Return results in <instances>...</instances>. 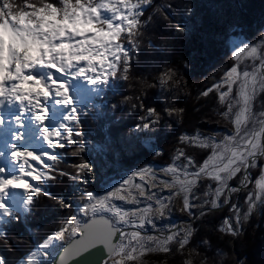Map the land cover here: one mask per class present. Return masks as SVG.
<instances>
[{"label": "trees", "instance_id": "trees-1", "mask_svg": "<svg viewBox=\"0 0 264 264\" xmlns=\"http://www.w3.org/2000/svg\"><path fill=\"white\" fill-rule=\"evenodd\" d=\"M49 2L60 6L59 0ZM141 8L136 17L140 24L135 34L129 37L124 33L120 38L127 47L130 79L124 80L125 73L118 72L98 100L81 108V123L72 127L84 135L76 137L75 144L61 141L64 147L55 150L60 155L59 162L53 165L56 178L43 182L51 196L35 197L29 211L17 212L1 225L0 257L6 264L25 260L49 235L65 226L66 220L75 215L73 205L85 204L87 192L102 193L115 181L148 165H168L177 153L184 160L191 157L196 171L209 157L212 147L199 146L185 137L222 139L234 132V122L228 114L230 103L235 102L231 97L221 100L222 92L216 84L233 67L237 66L241 73L249 68L234 58L232 41L262 43L264 49V0H153ZM169 69L177 72L175 79L181 81L178 88L159 82L160 76ZM135 77L155 85L146 89L139 99H136L139 87L129 88V84H136ZM205 92L208 95H203ZM126 95H133V101L121 103ZM230 95L234 100L238 98L237 86ZM132 103L136 104L135 108ZM173 104L185 109L179 120L164 114L165 107ZM149 109H155L162 119L157 122ZM263 109L262 87L254 100L253 111L258 113ZM259 121L257 130L261 132L264 120L259 117ZM253 123L252 118L249 124ZM146 138L154 140L153 149L145 146ZM81 162L92 165L86 174L78 171L77 165ZM262 164L264 155L257 160V165ZM254 166L250 173L256 179L260 170ZM62 171L68 175H61ZM240 179L238 176L232 182ZM210 184L215 185L214 180L206 177L193 188L191 211L185 209L181 194L172 193L163 214H155L152 230L170 228L179 219L189 220L202 209L216 208L212 207L213 197L208 194ZM226 200L223 196L219 203L224 204ZM244 200L239 201L238 212L228 206L206 210L192 222H183L177 232L180 236L169 246L174 250L187 231L190 247L213 259L228 251L236 262L264 264V203L248 211L249 205ZM91 216L87 214L81 221ZM227 218L239 235L233 236L232 231L224 228ZM161 259L152 255L146 260L149 264H159ZM177 259L169 262L176 264Z\"/></svg>", "mask_w": 264, "mask_h": 264}, {"label": "snow or ice", "instance_id": "snow-or-ice-1", "mask_svg": "<svg viewBox=\"0 0 264 264\" xmlns=\"http://www.w3.org/2000/svg\"><path fill=\"white\" fill-rule=\"evenodd\" d=\"M63 2L67 4L68 0H63ZM152 2L153 0H137L136 3H132L131 0H116L113 3L112 0H105L103 4L95 9L97 13L95 18H99L101 9H103L110 11L121 23L114 24L111 18L103 19L101 23L107 27L96 29L95 34L91 30H88L83 34L78 32L75 38L69 35L67 45H65V39L60 38L52 44L53 52L51 56H48L45 52L44 55L36 58V60H29L26 64L22 62V66L19 68H16L15 64L10 62L7 72H14L15 74L5 75L3 78H0V125L5 124V116L2 114L5 103L7 102L10 105L18 103L20 114L14 116L15 125L18 126L15 132L17 143L11 144L10 147L12 150L11 157L14 161L18 162L19 166L11 174H9L7 168L0 167V210H2L4 215L9 217L14 215L8 203L10 199L16 196L12 189L20 188L30 193L21 201V212L29 211L35 197L40 195L51 196L44 187L43 182L56 178L53 174L55 171L53 165L59 162L60 155L59 153H54L52 150L64 147V144L61 143L62 140L75 144L77 143L76 137L84 135L83 132L76 131L72 127V125H79L81 123V113L76 104V95H74L72 90L73 82L82 79L88 85L95 88L98 85L109 84L111 78L116 77L118 72H129L128 52L125 51L126 46L119 42L120 37L124 33H127L129 37L133 36L140 24L139 19L136 18L140 13L131 10L140 9L142 6L150 5ZM121 5L123 8L129 10L127 15L121 12V8L119 7ZM25 9L26 11L20 13V15L31 16L34 12L48 9L59 10L56 4L53 3H49L44 8H38L31 3H26ZM118 13L119 15H117ZM16 19L17 16L13 14L11 21H15ZM0 22L10 23L8 17H4L3 21ZM65 46L75 49V54L60 51ZM237 47L238 50L235 51L237 60L242 55H247L253 59L259 56L261 67L264 68V50L249 44ZM22 57V53H18L14 49L10 51V60L14 61ZM82 62L86 66H82ZM97 66L101 68L99 73L97 72ZM37 68L48 69V71L46 74H36L35 70ZM89 72L92 74L89 75ZM243 75L245 79L249 77L247 71ZM237 76L238 69L233 67L227 73L228 79L226 82L229 84L233 83L234 78ZM252 80L255 83L254 75ZM25 81L30 82V85H39V87L23 89L21 85ZM254 91L253 89L252 94H250L246 84L241 87L240 97L243 107L235 116L237 130L249 119L247 115L249 111L248 105L252 99V95H254ZM230 92L231 89H229V92L222 93L220 99H225ZM203 95H208V92L203 93ZM54 106L70 109V112L68 115H62L59 120L52 122V115L50 114L53 112ZM97 107H101V105L98 104ZM155 112V109H149L150 115H155ZM25 114L30 116L32 122L39 125V137L46 142L47 150L38 152L32 150L30 145L21 143L25 141L27 135L25 131H20L21 128H26ZM144 127H148V125L145 124ZM262 134H264V129H261L260 133L253 134V139L246 140L243 152L238 150L231 151V158L228 159L227 163H223L221 157L214 154L213 157L204 162L198 172L189 173L185 170L183 178L178 175L175 165L164 168L162 171L165 174H170L172 179L171 181L161 180L160 183L167 188H176L175 195L177 196L184 193V207L190 210L192 204L188 193L191 192L199 177L206 175L219 182L220 186L216 189V197L219 198L224 194V189L228 188L227 181L236 176L241 171L242 166L248 163V157H254L257 151H264V146L259 143V137ZM3 156L4 152L0 151V157ZM216 161H220L223 166H219ZM77 168L79 173L86 174L92 168V165L88 162H81L77 165ZM60 174L68 175L67 172L63 171ZM137 177L140 181L147 179L149 183H153L156 179L151 167L142 168L139 171L133 172L127 179H124L120 187L108 190L105 195L87 192L88 203L81 206L80 211L84 214L91 212L93 216L110 213L121 222H127L129 215H138L141 221L140 226L142 227L143 222L154 211L151 204L146 208L137 209L135 212L129 213L128 211H124L122 207L112 203L113 200L138 202L136 197L131 195L133 188L138 190L140 196H145V185L143 183H136L135 179ZM258 185L264 191V177H261ZM231 190L235 191V189ZM147 199L151 200L152 196H148ZM156 203L159 207L155 211L162 215L167 205L159 199L156 200ZM218 206L216 201L212 202V207ZM253 207L255 205L250 204L248 211H251ZM237 219L239 220V218ZM0 223H2V217H0ZM102 224V227L98 226L96 220H93L91 223L82 224L76 216H72L66 220L65 226H61L53 235H49L40 247L47 249L52 245L53 241L65 240L67 234L69 243L62 249V255H59L58 258H52L51 264H90L88 257L95 249H98L97 245L103 246L109 253L112 251H123L125 247V244L122 242L124 233H120L119 238H117L119 229L114 226L111 220L103 219ZM227 230L234 232V226L230 221L227 225ZM189 235L190 232L186 231L184 236L180 238V242L186 243ZM179 236V233L174 232L163 239L148 236L147 240L153 241L162 250H167L171 242ZM133 239L142 241L143 238L139 231L131 233V239L127 246L134 254L137 249L131 247V240ZM140 247L144 249L145 245L141 243ZM37 254L32 253L26 261L21 260V264H35L34 257ZM43 255L48 256L49 253L44 252ZM0 264H6L5 259L2 257H0Z\"/></svg>", "mask_w": 264, "mask_h": 264}, {"label": "rangeland", "instance_id": "rangeland-1", "mask_svg": "<svg viewBox=\"0 0 264 264\" xmlns=\"http://www.w3.org/2000/svg\"><path fill=\"white\" fill-rule=\"evenodd\" d=\"M137 1V0H136ZM96 2H98V0H96ZM113 3L116 2V0H112ZM136 3V2H135ZM121 8V12L124 15L128 14V9L123 8V6H119ZM142 10V8L140 9H134L131 10L133 12H138L140 13V11ZM119 15V13L117 14ZM107 18H111L113 19V23L114 24H119L121 23V21L117 18H115L113 16V14L110 11L107 10H101V19H107ZM131 18V17H129ZM126 23V22H125ZM121 38V37H120ZM121 41V39H120ZM119 41V42H120ZM121 43V42H120ZM244 44H249L246 42H242L238 39H235L234 41H232L231 43V47H232V53L234 58L235 57V51L238 50L237 46L243 47ZM252 45V44H249ZM257 46L259 49L264 50L263 48H261V45H254ZM10 51L11 46H9ZM125 51H127V47H125ZM23 54V53H22ZM239 61H243L246 66H249V68H247L246 70H244L242 73L239 71L238 67L236 66V68L238 69V76L236 78H234V82L229 84L227 83V75L224 77V79H222L219 83L216 84V87L218 88V90H220V92L225 93V92H229V89H231V91L234 89V87L237 86L238 88V98L236 100H234V98L230 95V94L226 97H231V101H234L235 104L230 103L229 108V116L232 117V120L234 122V132L232 133H227L222 139L216 137V136H209V137H203L200 135H195L193 137H187V141L191 140L193 143L202 146V147H212V152L209 155V157L205 160H209V158L213 157V155H217L221 157V160L223 161V163H227L228 159L231 158V151L233 150H238L243 152L245 150V144H246V140H250L253 139V134L255 133H260V131L257 130V124L260 123L259 121V117L261 118V120H264V109L261 110L258 113H255L253 111V104H254V100L258 95V92L262 89V87L264 88V79L262 77L261 74V60L259 58V56H257L255 59H253L252 57H249L247 55H242L239 59ZM14 63V62H13ZM22 66V65H21ZM101 71L100 67H97V72L99 73ZM247 71L249 73V77L247 79H245L243 73ZM89 75H91L92 73H88ZM253 75L255 76V83H253L252 77ZM112 79V78H111ZM111 82V81H110ZM28 84H30V82H27ZM247 85L248 91L250 94H252V90L254 89V95H252V99L248 105L249 111L247 113L249 119L242 124L241 128L239 130H237L236 124H235V116L236 114L240 111V109L243 107V103L240 97V91H241V87L242 85ZM108 85V84H107ZM107 85H98L95 86V88L91 85L85 84V86H82L81 90H77L73 87V93L74 95H76V104L78 107V110L80 111L81 108H87L88 106L91 105V102L94 100H98V98H100V95H98L101 90L105 89L107 87ZM77 86V85H76ZM88 87V93L84 92L85 89H87ZM104 87V88H103ZM92 89V90H91ZM91 90V92H89ZM87 93L85 94L83 97H80V95H82V93ZM77 94H79L77 96ZM94 98V99H93ZM225 98V99H226ZM70 112V109H63L59 111V114H63V115H68V113ZM53 114V113H52ZM254 119V123L253 125H250V121L251 119ZM10 121H8L9 123ZM264 128V127H263ZM39 129V128H37ZM26 128H23V131H25L26 133H28L26 131ZM10 132H12L11 129H9ZM29 134V133H28ZM231 138V139H229ZM153 139L152 138H146L144 140V144L148 149H153ZM203 142V143H200ZM259 143L261 144V135L259 137ZM36 147L40 148V151H44L47 150V146H45V148L42 146V144L40 145L39 143H34L32 142L30 144V147L32 149H34ZM57 149V148H56ZM52 150L53 152L56 150ZM5 151V150H4ZM7 153V150H6ZM55 153V152H54ZM258 153V151H257ZM5 154V153H4ZM8 156V155H6ZM10 157V156H8ZM204 161V162H205ZM216 163L219 166H223V164L220 161H216ZM204 164V163H203ZM175 165L177 170H178V175H180L181 178H183V174L185 172V170H187V172L189 173H194V172H198V170L194 171L192 166H193V161L191 159V157H188L184 160V156L180 155L179 153H177L174 157L171 163H169L168 165H157V164H153V165H148L145 168L151 167L153 173L155 174V181L153 183H149L148 180L146 179L145 181H140L139 178L137 177L135 179L136 183H144L147 185V189L146 192H149L147 196L144 197H148V196H152V199H145L143 198V196L139 195V192L137 189L133 188L131 191V195L135 196L138 202H133L131 203L126 202V201H119V200H113L112 203L116 204L117 206H120L123 208L124 211H128L129 213L135 212L137 209H143L148 207L149 204L152 205V208L154 209V211L148 216L147 220L143 222V226L141 227V221L138 215H129V217L127 218V222H121L118 220L117 217L112 216V214L110 213H106L109 216H111L114 220V222L119 225L120 227L123 228H127V230H125L124 233V239H123V243L128 245L129 244V240L131 239V233L135 232V231H139L141 233V237L143 238L142 241H137V240H131V246L140 247V244L143 243L145 245V248L147 247H152L155 246V243L153 241H148L147 237L148 236H155L158 237L160 239H163L164 237L173 234L174 232L177 233L178 232V228H175L178 224H182L183 222H192L200 213L198 212L197 214H195L191 219H189L188 221H184L185 219H182V222H179V220L175 221V223L173 224L172 227L170 228H159V229H154L151 228L152 223H153V219L157 218L155 217V214L157 213L155 211V209H157L159 207V205L156 203V200L159 199L162 202H164L165 204H167V202L169 201L170 196L172 195V193H176L177 189L176 188H167L164 187L163 185H161L160 181L161 180H168L171 181L172 176L170 174H165L162 169L167 168V167H171ZM254 168L259 167L260 173L258 175V177L255 179L252 176V173H249V177L246 176L245 179L242 180L243 175L242 174V170L243 168H245V164L242 166L241 171L239 173L236 174V176L232 177L231 179H229L227 181L228 184V188L224 189V194L221 195L219 198L216 197V189L220 186L218 181H215L214 179V184L215 185H209L208 187V194L211 195L213 197V201H216V203L220 206L225 205V207L231 206L232 209H237V212L240 210L239 206V201L246 199V203L247 205L250 206V204H254L255 207H253L252 209H255L256 207L261 206L264 203V191L261 190V188L258 185V181L261 180V177H264V164L262 165H257V161H255L253 163ZM203 166V165H202ZM140 169L136 170L139 171ZM135 171V172H136ZM244 174V173H243ZM131 175V174H130ZM130 175L126 176L123 179L117 180L115 181L112 186L108 187L104 192L102 193H98V192H93L94 194H100V195H105L107 193L108 190H114L115 187H120V185L122 184L124 179H127ZM240 177V182H237V184H242L241 188H234L232 187V184H235L232 182V179H236L237 177ZM211 178L209 176L206 175H201L197 181V183L192 187L191 192L188 193L189 195V199L191 204L193 205V201H192V192H193V188L203 179V178ZM191 178V177H189ZM167 189H169V192H167ZM231 189H235V191H232ZM226 192V194H225ZM153 193V194H152ZM127 194V193H125ZM27 195H29V193L25 192L22 196H16V198L14 200H9L8 203L11 206V209L13 210V212L15 211V213H17V211L21 210L22 205L19 204L18 200L22 201L24 197H26ZM182 198L184 199V193H181ZM223 196H226L227 200L224 204H220L219 203V199ZM251 198V199H250ZM88 203L87 198H85V204ZM84 204V205H85ZM81 204L79 203H75L73 205L74 210H75V215L80 221L81 219L87 215V214H92L91 212L84 214L82 211H80L81 208ZM224 207V208H225ZM189 210V209H187ZM191 211V209L189 210ZM14 213V214H15ZM159 217V216H158ZM7 215L2 216V223H0V225H2L4 222H6ZM228 219V218H227ZM227 219L225 221L224 224V228L227 229V225L229 223V221L231 222V220L229 219V221L227 222ZM150 221V222H149ZM2 232V228L0 227V233ZM156 232V233H154ZM67 234L65 236V240L63 241H53L52 245H50L47 249H44L43 247H40L43 245V243H41L38 247H36L32 252V253H38L35 257H34V261L35 264H50L51 260L53 258V256L55 255L56 251L60 248V246L62 244H64L67 240ZM44 252H48L49 255L45 256L43 255ZM31 254H29L25 261L27 260V258L29 256H31ZM150 256H152L151 254H148L144 257V259H148ZM17 264H21V261L18 262ZM105 264H107V261L105 262ZM169 264H174V263H170Z\"/></svg>", "mask_w": 264, "mask_h": 264}, {"label": "clouds", "instance_id": "clouds-1", "mask_svg": "<svg viewBox=\"0 0 264 264\" xmlns=\"http://www.w3.org/2000/svg\"><path fill=\"white\" fill-rule=\"evenodd\" d=\"M104 2L105 0H98V2L96 0H68V3L65 4L63 0H59L60 6L56 4L59 10L48 9L34 12L33 15L29 16L20 15V13L26 11V3L44 8L51 2L49 0H0V10H2L0 11V21H3L4 17H8L10 21V23L0 22V78L15 74L14 72H7L10 62H14L16 68H19L22 62L26 64L29 60H36L40 55L39 50L41 47L46 50L48 56H51L53 52L52 44L60 38H64L65 45H67L69 35L75 38L78 32L83 34L91 30L95 34L96 29L106 28L107 26L101 23L103 20L101 15L99 18H95L97 16L95 9ZM13 14L17 16L15 21H11ZM180 31H183V29H180ZM9 46L16 52L23 53V57L14 61L10 60ZM60 51L75 54V49L67 46L60 49ZM176 75L177 72L174 69H169L160 76L159 82L162 85L178 88L181 81L175 79ZM123 79L129 80L130 77L125 73ZM133 79L136 80V84H129V88L139 87V95L136 96V99H139L146 89L155 86L146 80H141L139 77ZM36 87H39V85H30L27 81L23 83L24 89H34ZM133 99V95H126L122 98L121 103L132 102ZM132 107L135 108L136 104L132 103ZM184 112L183 107L175 104L164 109V114L168 117L175 116L178 120ZM155 116L157 122L162 119L160 113L155 112ZM232 235L237 236L239 233L233 232ZM135 248L137 251L134 254L126 244L123 251H112L111 253L107 251V264H149L144 259L148 254L161 256L162 259L159 264H169V259L176 257H179L176 264H226L227 261H232L233 264H243V261L236 262L232 253L228 251L221 252L218 257L213 259L196 247H190L189 239L186 243L178 241L174 250L170 246L167 250H162L156 245L144 249L141 247Z\"/></svg>", "mask_w": 264, "mask_h": 264}, {"label": "bare ground", "instance_id": "bare-ground-1", "mask_svg": "<svg viewBox=\"0 0 264 264\" xmlns=\"http://www.w3.org/2000/svg\"><path fill=\"white\" fill-rule=\"evenodd\" d=\"M39 51H40V55L38 57L44 55L46 50L43 47H41ZM68 54H71V53H68ZM82 66H86V64L82 62ZM97 67H99V66H97ZM47 71H48V69H44V68H37L35 70L36 74H46ZM79 81L83 83L82 84L83 86H85V84H87V82L82 80V79ZM76 84H77L76 81H74L73 87L75 89H76ZM21 87L23 88V84L21 85ZM87 90H88V87H87V89H85V91H87ZM89 92H91V90ZM11 107H12V105L8 104V107L5 111H9L11 109ZM62 109H66V108H62L61 106H54L53 112H52L53 114L52 113L50 114V115H52V122L59 120L60 116L63 115V114L58 113L59 110H62ZM5 111H4V115H5ZM17 113H18V110H17ZM7 116L10 117V115H7ZM63 116H65V115H63ZM25 119L27 122L26 123V129H27L26 131L29 134L27 133L25 141H23L21 143L30 145L32 142H34V143L36 142V143H39L40 145L42 144V146L45 148V146H47L46 142H44L39 137V133H38V129H37V128H39V125H36L34 122H32L30 119V116L28 114H25ZM7 121L8 120H6L5 122H7ZM10 127L11 128L6 127V125H0V151H3L5 153L3 157H0V167L7 168L9 174L13 173L19 166L18 162L14 161L11 157V151L12 150L10 147L11 144L17 143V141L15 140V132L17 131L18 126H16L14 124V125H10ZM9 129H11L12 132H10ZM20 131H23V128H21ZM6 150H7V153H6ZM32 150L39 152L41 150V147L38 148L35 146V148ZM6 155H8L10 157H8ZM12 191L16 194V196H19V195L22 196L25 193V191L23 189H20V188L12 189ZM16 196L10 200H14L16 198ZM18 202L21 205V201L18 200ZM2 216H5V215L3 214L2 210H0V217H2Z\"/></svg>", "mask_w": 264, "mask_h": 264}, {"label": "water", "instance_id": "water-1", "mask_svg": "<svg viewBox=\"0 0 264 264\" xmlns=\"http://www.w3.org/2000/svg\"><path fill=\"white\" fill-rule=\"evenodd\" d=\"M261 74H262V77L264 79V68H262V67H261ZM261 145L264 146V134L261 135ZM263 155H264V151H260V152L256 153V155L254 157H248V163L245 164L244 174L242 176V180L245 179L246 176L249 177L251 166L253 165V163L255 161L260 159ZM144 185H145V188L147 189V185L146 184H144ZM232 187L241 188L242 184L235 183V184H232ZM224 207H225V205L220 206V207H216V208H205V209L200 210L199 213H202V212H204L206 210H221ZM103 219L111 220L112 223L114 224V226L119 229V231L117 233V238H119L120 233H123L125 230H127V228H123V227H120L119 225H117L114 222L113 218L111 216H109L108 214H106V213L102 214V215H97V216H93V214H92L91 217L81 221V223L82 224L83 223H91L93 220H96L98 222V226L102 227L103 226V224H102ZM184 221H188V220H184ZM228 221H229V219H227V222ZM179 222H182V219H180ZM179 226H180V224H178L175 228H178ZM154 233H156V232H154ZM68 243H69V240L66 241L64 244H62L60 246V248L56 251V253H55V255L53 257H57L58 258L59 255H62L63 254L62 249L64 247H66ZM97 248L98 249H95L93 251V253L88 257V260L90 261V264H105V262L107 261V256H106L107 255V249L106 248L104 249V247L100 246V245H97Z\"/></svg>", "mask_w": 264, "mask_h": 264}]
</instances>
